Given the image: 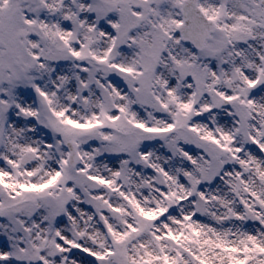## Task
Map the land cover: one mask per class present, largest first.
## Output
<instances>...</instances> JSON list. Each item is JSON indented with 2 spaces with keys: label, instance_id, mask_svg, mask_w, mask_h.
<instances>
[{
  "label": "snow or ice",
  "instance_id": "snow-or-ice-1",
  "mask_svg": "<svg viewBox=\"0 0 264 264\" xmlns=\"http://www.w3.org/2000/svg\"><path fill=\"white\" fill-rule=\"evenodd\" d=\"M0 264H264V0H0Z\"/></svg>",
  "mask_w": 264,
  "mask_h": 264
}]
</instances>
